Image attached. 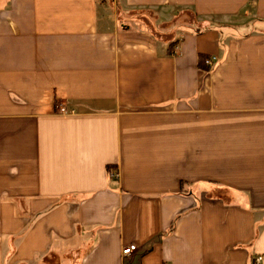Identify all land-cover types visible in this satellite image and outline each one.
<instances>
[{"label": "crops", "instance_id": "obj_1", "mask_svg": "<svg viewBox=\"0 0 264 264\" xmlns=\"http://www.w3.org/2000/svg\"><path fill=\"white\" fill-rule=\"evenodd\" d=\"M0 264H264V0H0Z\"/></svg>", "mask_w": 264, "mask_h": 264}, {"label": "built area", "instance_id": "obj_2", "mask_svg": "<svg viewBox=\"0 0 264 264\" xmlns=\"http://www.w3.org/2000/svg\"><path fill=\"white\" fill-rule=\"evenodd\" d=\"M214 59H215V58H210V59L206 60V61H205V65L208 66V67H211L212 64H213ZM113 176L116 177L117 174L115 173ZM134 249H135L134 246H131V247H129V248L124 249V250H123V255H124V256H129L130 253H131L132 251H134ZM259 260H260V258H257L256 263H258Z\"/></svg>", "mask_w": 264, "mask_h": 264}, {"label": "trees", "instance_id": "obj_3", "mask_svg": "<svg viewBox=\"0 0 264 264\" xmlns=\"http://www.w3.org/2000/svg\"><path fill=\"white\" fill-rule=\"evenodd\" d=\"M200 63H201V64H204V63H205V59H204V58H201V59H200Z\"/></svg>", "mask_w": 264, "mask_h": 264}]
</instances>
